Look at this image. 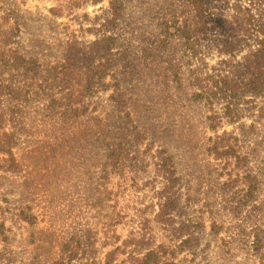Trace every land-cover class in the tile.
<instances>
[{
    "label": "rangeland",
    "instance_id": "obj_1",
    "mask_svg": "<svg viewBox=\"0 0 264 264\" xmlns=\"http://www.w3.org/2000/svg\"><path fill=\"white\" fill-rule=\"evenodd\" d=\"M117 1L0 0V264H264L251 0Z\"/></svg>",
    "mask_w": 264,
    "mask_h": 264
},
{
    "label": "trees",
    "instance_id": "obj_2",
    "mask_svg": "<svg viewBox=\"0 0 264 264\" xmlns=\"http://www.w3.org/2000/svg\"><path fill=\"white\" fill-rule=\"evenodd\" d=\"M190 3L191 6L195 7L197 0H186ZM251 7L237 6L241 12V16L246 17L247 21L240 31H244L247 33H252L254 35H259L260 33L264 34V0H251ZM111 7L114 10V15H119V10H116L118 7L117 0H110ZM226 15L227 14H221ZM257 44L255 47L251 48V54L248 58L247 66L254 73L251 75L249 79V85L253 87H257L264 82V39L257 40ZM239 48L237 45L229 44L223 48V50L230 51ZM153 252L149 253L145 258L148 259L151 257ZM153 257V256H152ZM157 257H161L160 254H157ZM143 258L140 264H144ZM54 264H61L60 261L55 262Z\"/></svg>",
    "mask_w": 264,
    "mask_h": 264
}]
</instances>
